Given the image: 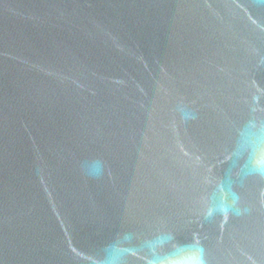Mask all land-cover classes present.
Returning a JSON list of instances; mask_svg holds the SVG:
<instances>
[{
	"label": "water",
	"instance_id": "95a60500",
	"mask_svg": "<svg viewBox=\"0 0 264 264\" xmlns=\"http://www.w3.org/2000/svg\"><path fill=\"white\" fill-rule=\"evenodd\" d=\"M0 264H264V0H0Z\"/></svg>",
	"mask_w": 264,
	"mask_h": 264
}]
</instances>
